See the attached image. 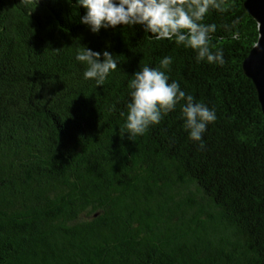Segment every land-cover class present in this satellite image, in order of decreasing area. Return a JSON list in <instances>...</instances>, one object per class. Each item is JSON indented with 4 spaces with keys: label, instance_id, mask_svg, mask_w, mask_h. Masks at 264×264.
Wrapping results in <instances>:
<instances>
[{
    "label": "trees",
    "instance_id": "1",
    "mask_svg": "<svg viewBox=\"0 0 264 264\" xmlns=\"http://www.w3.org/2000/svg\"><path fill=\"white\" fill-rule=\"evenodd\" d=\"M76 2L0 0V264H264V114L243 70L259 30L245 0L205 17L222 66L139 25L94 34ZM80 45L116 56L102 86L84 79ZM165 56L170 82L215 110L203 149L179 104L126 134L129 81Z\"/></svg>",
    "mask_w": 264,
    "mask_h": 264
},
{
    "label": "clouds",
    "instance_id": "2",
    "mask_svg": "<svg viewBox=\"0 0 264 264\" xmlns=\"http://www.w3.org/2000/svg\"><path fill=\"white\" fill-rule=\"evenodd\" d=\"M76 5L86 9L80 23L94 34L101 29L139 25L156 40L174 41L178 46L192 50L197 62L221 66L225 63L223 50L213 51L210 44L217 25L204 22L210 11H225V0H77ZM221 27L230 33L231 39H239V33L232 31L234 24ZM75 59L85 65L84 79L94 80L97 87L102 86L118 67L116 56L109 51L101 54L82 45L77 49ZM172 62L173 57L165 56L159 67L145 65L132 75L124 129L132 137L143 135L179 104L189 139L201 142L199 147L203 149V134L216 120L215 110L186 94L177 81L170 82L166 72L170 71ZM124 115L122 112L121 116Z\"/></svg>",
    "mask_w": 264,
    "mask_h": 264
},
{
    "label": "water",
    "instance_id": "3",
    "mask_svg": "<svg viewBox=\"0 0 264 264\" xmlns=\"http://www.w3.org/2000/svg\"><path fill=\"white\" fill-rule=\"evenodd\" d=\"M246 11L259 25V38L243 61L245 75L253 82L264 114V0H245Z\"/></svg>",
    "mask_w": 264,
    "mask_h": 264
}]
</instances>
